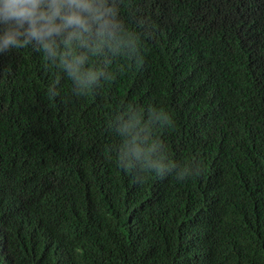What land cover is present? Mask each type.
I'll return each mask as SVG.
<instances>
[{"label": "trees", "instance_id": "16d2710c", "mask_svg": "<svg viewBox=\"0 0 264 264\" xmlns=\"http://www.w3.org/2000/svg\"><path fill=\"white\" fill-rule=\"evenodd\" d=\"M96 3L118 27L76 48L89 88L0 52V264H264V0Z\"/></svg>", "mask_w": 264, "mask_h": 264}, {"label": "clouds", "instance_id": "9594fccd", "mask_svg": "<svg viewBox=\"0 0 264 264\" xmlns=\"http://www.w3.org/2000/svg\"><path fill=\"white\" fill-rule=\"evenodd\" d=\"M109 16L114 17V11L105 8L103 3L97 4L96 0H0V52L35 42L37 50L42 51L47 60L51 57L53 63L58 61L61 68L67 69L83 91L99 73L81 71L86 56L78 55L76 48H88L94 53L101 49L113 36L110 29L118 27L117 22L107 18ZM163 120L172 124L167 113L163 114ZM137 124L138 119L121 129L131 135V153L138 161L143 159L145 172L155 169L161 176L165 168L170 172L174 165L166 166L152 159L155 144L142 146L140 133L135 130ZM121 163L118 161L120 166ZM122 168L129 170L132 165L129 163ZM190 175L187 171L177 173L181 180Z\"/></svg>", "mask_w": 264, "mask_h": 264}]
</instances>
